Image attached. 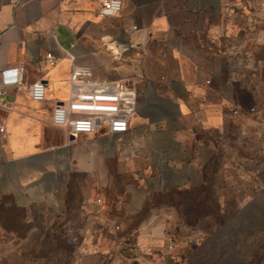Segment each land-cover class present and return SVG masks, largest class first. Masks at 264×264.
<instances>
[{"label":"crops","instance_id":"obj_1","mask_svg":"<svg viewBox=\"0 0 264 264\" xmlns=\"http://www.w3.org/2000/svg\"><path fill=\"white\" fill-rule=\"evenodd\" d=\"M103 1L0 0V75L19 72L5 88L12 110H0V198L46 219L0 243V264H56V236L71 264L102 253L130 264H264L252 139L263 116L246 0H120L116 16L100 17ZM72 68L134 93L126 134L73 138L52 126ZM39 80L36 103L28 88ZM213 178L221 207L231 204L219 222L207 205Z\"/></svg>","mask_w":264,"mask_h":264},{"label":"built area","instance_id":"obj_2","mask_svg":"<svg viewBox=\"0 0 264 264\" xmlns=\"http://www.w3.org/2000/svg\"><path fill=\"white\" fill-rule=\"evenodd\" d=\"M121 8L120 0H105L101 3L98 14L100 17H113L121 11ZM230 12L236 13L234 8ZM223 55H226V52ZM44 59L50 66L56 63V58L51 53H47ZM18 83V69H8L1 73L0 110L4 112L12 110L11 104L5 99V88ZM45 94L46 86L41 80L33 82L28 88L29 98L33 102H44ZM134 106L135 95L131 90L116 83H95L79 78L75 74V69L72 68L68 98L64 103L54 107L51 124L73 138L92 135L101 129H105L108 135L120 136L128 132ZM0 133H3V128H0ZM261 187L264 189V182ZM96 203L100 204L101 200H96ZM114 229L118 230V227ZM123 242L126 248H132L129 238L124 239Z\"/></svg>","mask_w":264,"mask_h":264},{"label":"rangeland","instance_id":"obj_3","mask_svg":"<svg viewBox=\"0 0 264 264\" xmlns=\"http://www.w3.org/2000/svg\"><path fill=\"white\" fill-rule=\"evenodd\" d=\"M245 7H247V14L251 16L246 26L248 36L246 37L244 44L249 46L251 52L255 59L257 67V74L259 77V85L261 87L260 100L256 105V111L263 116L260 121L261 129L256 131L253 135V140L256 144L257 150V160L256 164L259 168L264 170V0H246ZM249 28V29H247ZM257 114L251 116V121L258 123L259 120L256 119ZM254 150L251 147V151ZM215 177V175H214ZM208 187L206 188L207 205L211 207L210 214L212 215L213 222H219L225 215L230 211L231 204L228 203L227 210H224V205H220V195L216 194V182L215 178L209 180ZM181 199H186L188 195H179ZM229 208V209H228ZM226 209V208H225ZM209 212H207V215ZM260 217L264 216V211L261 209L259 212ZM48 219V218H47ZM46 219L40 216L36 211H23L15 208L9 199L0 198V234L4 236L0 243L4 244L9 241L10 237L17 240L24 239L28 232L33 228L37 222H45ZM49 220H47L48 222ZM55 222V221H54ZM37 235H42L43 241L48 246L49 239L48 235L45 236L44 227L38 226ZM54 246V251L50 252L51 259L56 264H71L70 257L72 256V249L70 247L64 246V244L59 239V236L54 237L51 241ZM84 264H130L129 261L125 260L124 257L118 255L114 256L110 253H102L101 255L87 259Z\"/></svg>","mask_w":264,"mask_h":264},{"label":"trees","instance_id":"obj_4","mask_svg":"<svg viewBox=\"0 0 264 264\" xmlns=\"http://www.w3.org/2000/svg\"><path fill=\"white\" fill-rule=\"evenodd\" d=\"M209 185V184H208ZM20 210V209H19ZM23 211H25V210H23Z\"/></svg>","mask_w":264,"mask_h":264}]
</instances>
